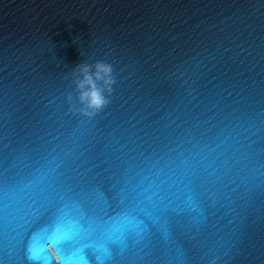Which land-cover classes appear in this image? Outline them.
Wrapping results in <instances>:
<instances>
[{
    "label": "water",
    "instance_id": "1",
    "mask_svg": "<svg viewBox=\"0 0 264 264\" xmlns=\"http://www.w3.org/2000/svg\"><path fill=\"white\" fill-rule=\"evenodd\" d=\"M97 60L116 83L89 116L72 72ZM0 175L23 198L7 264H264V0H0ZM69 178L167 211L120 247L69 245L73 223L23 206Z\"/></svg>",
    "mask_w": 264,
    "mask_h": 264
},
{
    "label": "snow or ice",
    "instance_id": "2",
    "mask_svg": "<svg viewBox=\"0 0 264 264\" xmlns=\"http://www.w3.org/2000/svg\"><path fill=\"white\" fill-rule=\"evenodd\" d=\"M33 187L23 205L30 221L46 219L53 224V229L73 223L75 228L67 237L69 245L79 241L85 246L95 247L93 242H96L103 243L106 248L120 247L126 240L146 231L145 217L159 226L157 216L167 211L165 205L169 200V195L163 191L149 193L146 189H129L114 179L103 188L72 178L50 180ZM20 192L22 189L16 179L0 175V255L6 250V231L18 236L13 221L14 213L22 210ZM153 196L156 202H153ZM42 251L30 246V260L41 259ZM0 264L7 262L0 259Z\"/></svg>",
    "mask_w": 264,
    "mask_h": 264
},
{
    "label": "clouds",
    "instance_id": "3",
    "mask_svg": "<svg viewBox=\"0 0 264 264\" xmlns=\"http://www.w3.org/2000/svg\"><path fill=\"white\" fill-rule=\"evenodd\" d=\"M72 77L78 93L79 111L83 114L95 115L110 104L109 97L116 83L113 66L110 63L97 60L91 64H78L72 72ZM67 100L71 104V94L68 95Z\"/></svg>",
    "mask_w": 264,
    "mask_h": 264
}]
</instances>
